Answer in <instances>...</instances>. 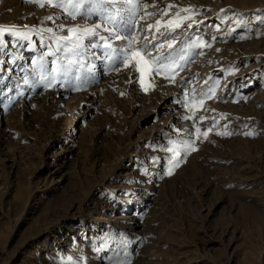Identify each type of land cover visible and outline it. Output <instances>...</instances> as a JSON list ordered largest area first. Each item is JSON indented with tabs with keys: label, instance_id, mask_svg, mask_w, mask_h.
<instances>
[{
	"label": "rangeland",
	"instance_id": "rangeland-1",
	"mask_svg": "<svg viewBox=\"0 0 264 264\" xmlns=\"http://www.w3.org/2000/svg\"><path fill=\"white\" fill-rule=\"evenodd\" d=\"M142 2L0 0V264H264V0Z\"/></svg>",
	"mask_w": 264,
	"mask_h": 264
},
{
	"label": "snow or ice",
	"instance_id": "snow-or-ice-1",
	"mask_svg": "<svg viewBox=\"0 0 264 264\" xmlns=\"http://www.w3.org/2000/svg\"><path fill=\"white\" fill-rule=\"evenodd\" d=\"M26 2H34V0H26ZM38 2V0H37ZM115 0H48V3L51 4V6L53 7H57V8H62V9H74L76 12H79V9L85 4H93V3H98V4H105V3H114ZM122 2H126L129 5H132L133 9H137L139 7H142L147 10L149 7H154V5H149L146 3H143L142 0H136V2L134 3L133 0H122ZM43 6V5H41ZM172 5H169L168 8H172ZM165 11V14H167L166 10H162ZM182 11H188V9H182ZM154 15V13L152 12H147L146 13V17H150ZM69 16H71V18L75 19V13L74 12H69ZM176 18L174 20H169L166 24H164L163 26L165 28H169L171 30H175V28L180 26L181 23V17L179 12H177L175 14ZM146 17H141L142 19L146 18ZM186 18V17H185ZM125 24V30L126 31H131L134 27H135V23L132 20H128L124 22ZM161 26V21L157 20L156 21V30L159 31V28ZM101 26L99 24H97L95 26V29L93 28H85L83 29V32H81V30L76 29V28H72L69 29L68 31L70 33L73 34L72 37H64L63 39L65 40H69L72 44L74 48H79L82 46V38L84 35H98V32L96 31V29H99ZM153 28V25L149 24L148 25V30L150 31ZM105 31H107L108 29H104ZM13 31L12 29H7V28H0V35H2L4 32H11ZM48 31H51V29H49ZM110 36H114V38L116 40H123L125 39V36L119 32V30L114 29L113 32L109 33ZM161 36L164 35V33H160ZM100 40L105 41L104 43V47L107 49H110L112 51H116L115 49L112 48V45L110 43H107V40L105 37L100 36L99 37ZM60 38H58L59 40ZM138 37L135 36H129L127 38V48L125 49H121L119 55L123 56V62L125 63V66L128 65L129 60L131 59L134 63H135V71H139L141 73V86H144V80H143V76L145 74L146 71H148L149 73L151 72H155L157 75L163 74L165 75V78L170 79V81L174 82L175 81V75H176V68H180L181 65L176 64L175 68L173 67V58L171 56V54H168L166 56H157V57H153L152 56V49L148 48V44L152 43V40L149 39V37L146 35L144 36V44H143V48L139 49V50H134L133 49V44L134 42L138 41ZM95 46V45H92ZM165 45L163 43L159 44V45H153V47L155 48V50L157 52L160 51V49H162ZM167 47L168 48H172V42H168L167 43ZM131 53V54H130ZM181 59H185L184 57H181ZM145 91H147L148 89L145 88ZM123 95V94H121ZM203 103V101H201V104ZM200 130L197 129V132H199ZM209 131H211V129H209ZM204 137L207 138L208 132H204L203 133ZM249 135H251V133H249ZM188 148L191 151H196L197 149L194 147V145L192 143H188ZM175 166H179V161L175 162ZM169 174H171V169H169Z\"/></svg>",
	"mask_w": 264,
	"mask_h": 264
}]
</instances>
